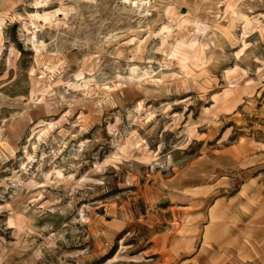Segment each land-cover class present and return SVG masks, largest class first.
Instances as JSON below:
<instances>
[{"label": "rangeland", "instance_id": "rangeland-1", "mask_svg": "<svg viewBox=\"0 0 264 264\" xmlns=\"http://www.w3.org/2000/svg\"><path fill=\"white\" fill-rule=\"evenodd\" d=\"M149 2L48 0L36 54L33 0H0V264H264V26L226 12L264 0ZM167 10L199 67L156 51Z\"/></svg>", "mask_w": 264, "mask_h": 264}, {"label": "bare ground", "instance_id": "bare-ground-1", "mask_svg": "<svg viewBox=\"0 0 264 264\" xmlns=\"http://www.w3.org/2000/svg\"><path fill=\"white\" fill-rule=\"evenodd\" d=\"M125 3L130 4L132 8H136L137 12H148L150 2L149 0H124ZM48 5V0H33V7L37 10L36 12L28 14V22L24 24V29L30 33L31 30V38L29 39L32 43L33 49L36 54H40L44 52L47 48L46 44L43 41L38 39V31H43L46 27L58 26L60 21L64 18H67L68 13L65 7L61 6L59 9L54 11H39L41 8L46 7ZM226 12L231 15V20L238 21L241 23V43L245 46L246 39L255 35V32L261 31L264 26V14H248L243 11L237 9L235 6L228 4L226 6ZM167 15L169 16V21L162 25L158 31L150 32L149 37H153V39L158 41V47L156 51L158 53L167 54L168 58L176 60L180 68L185 72L188 70V63L200 66L201 60L200 56L203 54L204 45L199 42L196 34H194L195 38L189 41L179 40L175 41L174 44L171 45L170 53H166V49L169 46L170 42L173 39L174 32L176 30L182 31L183 29L190 27L196 28V33L200 34L208 29L201 21H189L186 19L187 15L186 11L173 12L172 10H167ZM5 23V19L0 17V48L3 43L2 30L3 25ZM30 27V28H29ZM114 38L110 36L108 39ZM136 38L131 39L129 42L134 44ZM143 43V42H142ZM140 46V45H139ZM1 54V50H0ZM49 71H53V69H48ZM129 74L132 79H143L147 76H151L152 72L147 70L142 73L140 76V70L138 67L133 66L129 69ZM140 76V77H139ZM86 82L82 78V76H77L74 83H67V86L72 89H78L82 87ZM52 175H55L57 182L64 180V176L61 171H55V173H51L46 175L47 179H50Z\"/></svg>", "mask_w": 264, "mask_h": 264}]
</instances>
